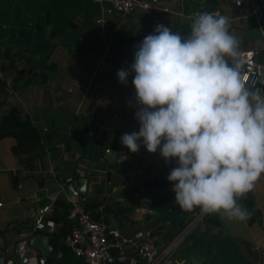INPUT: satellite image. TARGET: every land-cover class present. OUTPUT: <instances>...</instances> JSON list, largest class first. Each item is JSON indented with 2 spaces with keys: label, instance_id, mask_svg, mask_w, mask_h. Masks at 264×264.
Here are the masks:
<instances>
[{
  "label": "crops",
  "instance_id": "crops-1",
  "mask_svg": "<svg viewBox=\"0 0 264 264\" xmlns=\"http://www.w3.org/2000/svg\"><path fill=\"white\" fill-rule=\"evenodd\" d=\"M235 1L156 0L166 11H104L105 21L96 23L105 6L92 0H0V114L18 106L20 118L37 130L40 149L25 165L11 152L13 140L0 139L4 264H85L64 245L69 220L55 215L61 206L81 202L92 218L121 235L148 230L157 247L199 210L184 212L172 200L167 177L175 160L165 162L159 149L150 154L141 146L131 153L122 145L123 134L139 130V106L134 74L122 84L117 72L129 69L134 46L153 32L154 18L187 36L193 17L204 12L228 17L240 52L254 51L255 60L264 61V10L259 28L247 16L250 7ZM263 1L255 0L258 7ZM238 203L249 219L206 215L173 256L185 264H264V177ZM45 206L43 218L53 227L35 229ZM39 235L47 237L45 255L37 246L24 248ZM17 244L22 248L16 252Z\"/></svg>",
  "mask_w": 264,
  "mask_h": 264
},
{
  "label": "clouds",
  "instance_id": "clouds-1",
  "mask_svg": "<svg viewBox=\"0 0 264 264\" xmlns=\"http://www.w3.org/2000/svg\"><path fill=\"white\" fill-rule=\"evenodd\" d=\"M134 48L117 78L134 74L139 130L122 145L178 163L167 179L180 210L246 221L251 213L238 201L264 177V80L243 81L229 18L199 13L187 36L158 24Z\"/></svg>",
  "mask_w": 264,
  "mask_h": 264
},
{
  "label": "built area",
  "instance_id": "built-area-1",
  "mask_svg": "<svg viewBox=\"0 0 264 264\" xmlns=\"http://www.w3.org/2000/svg\"><path fill=\"white\" fill-rule=\"evenodd\" d=\"M105 6L101 14L96 18V23L105 21V12L131 14L140 10L144 14H152L155 11H166V8L156 4V0H92ZM245 2L250 10L247 16L251 17L254 24L261 28L260 12L255 0H236L234 4L240 6ZM213 14H217L214 12ZM154 26L160 23L153 19ZM163 25V24H162ZM243 62L242 79L246 83L253 80H264V61H256L254 51L241 53ZM257 86H262L258 84ZM173 185L169 184L172 200L175 202ZM48 206L38 211V217L34 222L35 229L52 228L50 220H42ZM206 215L195 211L191 218L174 234L163 246L157 247L152 242L151 233L148 230H136L129 235H121L117 229H109L106 224L92 218L90 212L84 209L81 202L71 204L67 210L69 220L68 233L64 237V245L70 249L74 256L81 258L85 264H185L183 260L173 256L174 248L181 242L186 234L196 226ZM129 250L126 252V250ZM264 256V250L261 252ZM38 264H44V260H38Z\"/></svg>",
  "mask_w": 264,
  "mask_h": 264
},
{
  "label": "trees",
  "instance_id": "trees-1",
  "mask_svg": "<svg viewBox=\"0 0 264 264\" xmlns=\"http://www.w3.org/2000/svg\"><path fill=\"white\" fill-rule=\"evenodd\" d=\"M3 138L13 140L11 152L17 155L25 165H29L34 153L40 151L37 130L28 118H20L19 108L16 105H10L5 113L0 114V139ZM58 206H61V204ZM61 207V211L57 208L58 211L55 215L62 212L61 216L64 218L67 215L69 206ZM84 209L88 211L85 206Z\"/></svg>",
  "mask_w": 264,
  "mask_h": 264
},
{
  "label": "water",
  "instance_id": "water-1",
  "mask_svg": "<svg viewBox=\"0 0 264 264\" xmlns=\"http://www.w3.org/2000/svg\"><path fill=\"white\" fill-rule=\"evenodd\" d=\"M263 10H264V1H263L262 5L259 7V12H262ZM79 182H80V181H79ZM82 185H83V184H81V186H82ZM67 190H68V192H70L69 190H73V187L70 186V187L67 188ZM79 192L84 193V192H83V189H79ZM46 238H47L46 235H44V236H42V235L35 236V237H33L30 241H27V242L25 243L24 248H25L26 250H30L29 247H31V246H37V247L40 249V251L42 252V254L45 255V254L49 251V249H50L49 246H48V244H47V242H46ZM5 245H6V243L3 244V250H2V251H5V248H6ZM20 248H22L21 245H20V244H17V245L15 246V250H16V252H17ZM16 256H18V254H14V256H12L11 259H12L13 261H15ZM4 261H5V258L2 257V256H0V264H4Z\"/></svg>",
  "mask_w": 264,
  "mask_h": 264
}]
</instances>
